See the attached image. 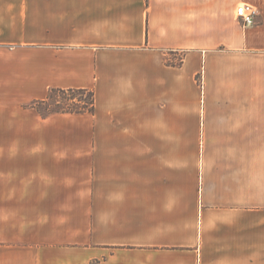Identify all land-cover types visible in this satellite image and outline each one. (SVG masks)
Returning a JSON list of instances; mask_svg holds the SVG:
<instances>
[{"label": "crops", "instance_id": "1", "mask_svg": "<svg viewBox=\"0 0 264 264\" xmlns=\"http://www.w3.org/2000/svg\"><path fill=\"white\" fill-rule=\"evenodd\" d=\"M0 264H264V0H0Z\"/></svg>", "mask_w": 264, "mask_h": 264}, {"label": "trees", "instance_id": "2", "mask_svg": "<svg viewBox=\"0 0 264 264\" xmlns=\"http://www.w3.org/2000/svg\"><path fill=\"white\" fill-rule=\"evenodd\" d=\"M53 96H60L66 100V105L63 107L42 111L39 106L47 104V100ZM41 115H48L54 112L66 113H93L95 107V95L92 89L87 88H52L48 91L45 99L35 100L30 104Z\"/></svg>", "mask_w": 264, "mask_h": 264}, {"label": "rangeland", "instance_id": "3", "mask_svg": "<svg viewBox=\"0 0 264 264\" xmlns=\"http://www.w3.org/2000/svg\"><path fill=\"white\" fill-rule=\"evenodd\" d=\"M181 57V54H176L173 57L172 56H168V58L170 59H175L177 61H179ZM66 100H64L62 97L60 96H53L52 99L47 100V104L44 105H40L39 108L42 111H47L49 109H55V108H59V107H63L66 105ZM192 154H193V148L192 146H186V189H189V186L191 184V180H192Z\"/></svg>", "mask_w": 264, "mask_h": 264}, {"label": "built area", "instance_id": "4", "mask_svg": "<svg viewBox=\"0 0 264 264\" xmlns=\"http://www.w3.org/2000/svg\"><path fill=\"white\" fill-rule=\"evenodd\" d=\"M235 15L242 25H251L254 22L256 8L250 3H240L235 8Z\"/></svg>", "mask_w": 264, "mask_h": 264}]
</instances>
